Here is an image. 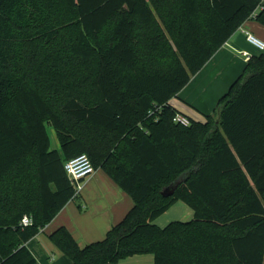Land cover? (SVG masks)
<instances>
[{
	"label": "trees",
	"instance_id": "trees-1",
	"mask_svg": "<svg viewBox=\"0 0 264 264\" xmlns=\"http://www.w3.org/2000/svg\"><path fill=\"white\" fill-rule=\"evenodd\" d=\"M249 19L263 0H0V264H36L81 155L134 204L84 247L50 233L71 264H264V53L204 121L172 102ZM178 202L193 219L154 223Z\"/></svg>",
	"mask_w": 264,
	"mask_h": 264
},
{
	"label": "crops",
	"instance_id": "crops-1",
	"mask_svg": "<svg viewBox=\"0 0 264 264\" xmlns=\"http://www.w3.org/2000/svg\"><path fill=\"white\" fill-rule=\"evenodd\" d=\"M245 32H250L264 41V26L255 19H249L216 52L203 69L191 78L178 97L172 100L186 117L204 121L206 116L213 115L218 101L229 92L231 86L243 74L249 61L245 53H248L250 58L264 53L249 43ZM79 197L81 206L75 200L69 202L41 233L28 242L27 246L35 257L36 264H71V260L49 238V234L56 229L66 227L79 245L84 247L104 239L107 232L124 218L134 204L131 197L102 170H96L86 182ZM186 206L183 202H178L162 216L171 214V218L191 220L194 212ZM142 256L153 255L129 257L122 263H127L128 259L149 264L153 262L152 259ZM136 257L140 259H133Z\"/></svg>",
	"mask_w": 264,
	"mask_h": 264
},
{
	"label": "built area",
	"instance_id": "built-area-1",
	"mask_svg": "<svg viewBox=\"0 0 264 264\" xmlns=\"http://www.w3.org/2000/svg\"><path fill=\"white\" fill-rule=\"evenodd\" d=\"M247 40L249 43L254 45L260 51L264 52V41L257 38L250 32H245ZM245 57L250 59L248 53H245ZM175 122L180 123L184 126L190 124L189 119L182 115L178 114L174 119ZM66 172L68 174L71 184L76 188V195H80L82 190L85 187L86 182L95 174L96 170L93 167L91 160L87 155H81L71 161H69L65 166ZM22 224L25 226L31 225L32 220L28 217H25L22 221ZM44 230V229H43ZM42 230V231H43Z\"/></svg>",
	"mask_w": 264,
	"mask_h": 264
},
{
	"label": "rangeland",
	"instance_id": "rangeland-1",
	"mask_svg": "<svg viewBox=\"0 0 264 264\" xmlns=\"http://www.w3.org/2000/svg\"><path fill=\"white\" fill-rule=\"evenodd\" d=\"M49 134H50V137H51V139H52V148H55L56 147V141H55V133H54V131H52L51 129L49 130ZM75 201H76V203L79 205V206H81V198L79 197V198H77V199H75ZM188 209H190L188 206H186ZM191 210V209H190ZM192 211V210H191ZM193 212V211H192ZM171 214H168V215H166V216H162V217H160V219L158 220H156L154 223L156 224V225H158V226H160V225H162L161 227H165V226H167L168 224H170L171 222H174V221H183V222H187V221H189L190 219H185V218H181V219H178V218H171V216H170ZM193 219V218H192ZM90 244V243H89ZM143 258H150V259H152V263H150V264H154V258H153V256H142ZM133 259H140V258H138V257H136V258H133ZM126 262L127 263H125V264H149V263H147V262H138V261H132V259H128V260H126ZM124 264V263H123Z\"/></svg>",
	"mask_w": 264,
	"mask_h": 264
},
{
	"label": "water",
	"instance_id": "water-1",
	"mask_svg": "<svg viewBox=\"0 0 264 264\" xmlns=\"http://www.w3.org/2000/svg\"><path fill=\"white\" fill-rule=\"evenodd\" d=\"M173 192H174V189H172L171 191L166 190V191L164 192V195H165V196H169V195H172Z\"/></svg>",
	"mask_w": 264,
	"mask_h": 264
}]
</instances>
